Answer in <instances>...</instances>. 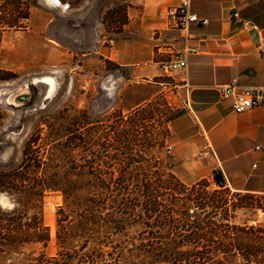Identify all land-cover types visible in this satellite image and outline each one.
Masks as SVG:
<instances>
[{"label":"rangeland","instance_id":"374dc122","mask_svg":"<svg viewBox=\"0 0 264 264\" xmlns=\"http://www.w3.org/2000/svg\"><path fill=\"white\" fill-rule=\"evenodd\" d=\"M82 1L85 4L79 8L80 3L64 0H0V172L10 173L21 165L25 144L31 140L38 142L32 151L34 156L71 161L78 177L85 173L118 176L122 168L109 165L110 161L125 158L135 161L130 172L139 176L142 159L159 157L172 169L173 158L167 151L173 147L170 121L183 111L186 98L180 78L164 75L152 63L144 67L152 73L135 74L131 68L95 55V51H106L119 39H132L123 32L126 6L113 2L105 10L104 0ZM163 56L161 61H165ZM44 78L51 80V86L40 82ZM140 108L146 111L144 120L128 125L139 118L135 111ZM50 129L70 131L49 141ZM116 129L128 130L127 143L119 140ZM69 141L74 142L72 150L65 147ZM147 142L149 146L145 147ZM61 167L64 172L66 167ZM203 180L208 181L209 192L218 190L214 179ZM135 189L132 187L130 194ZM234 193L230 194L234 203L252 207L238 210L232 222L264 225V196ZM61 205L60 193H48L43 198L42 220L51 236L44 252L49 256L57 253L56 211ZM13 207L10 196L0 193V214ZM120 212L112 205L95 210L103 218L124 221ZM67 213L82 217L87 211L79 207ZM139 231L129 225L123 234L112 231L100 235L118 246L142 239ZM41 251L42 247L35 244L0 246V264H25Z\"/></svg>","mask_w":264,"mask_h":264},{"label":"trees","instance_id":"16d2710c","mask_svg":"<svg viewBox=\"0 0 264 264\" xmlns=\"http://www.w3.org/2000/svg\"><path fill=\"white\" fill-rule=\"evenodd\" d=\"M143 110L135 111L139 118L128 125L143 121ZM129 122L124 123L125 128ZM68 131L50 129L48 139L56 141ZM116 131L119 140L127 143L128 130ZM37 145L36 140L28 141L21 165L10 173L0 172V193L14 202L10 212L0 214V246L35 244L43 249L25 264H264V225L232 222L238 210L252 206L234 203V195L218 173L213 177L218 190L212 192L207 189V180L182 184L159 157L139 162L142 176L130 172L135 161L125 158L110 161L109 165L122 168L118 176L85 173L78 177L71 161L34 156ZM65 147L72 150L74 142ZM61 164L66 167L64 172ZM132 187L136 192L130 194ZM48 193L62 196L56 211L55 256L44 252L51 242L50 230L42 220L43 198ZM108 205L120 209L126 224L95 213ZM79 207L87 214L71 217L67 213ZM129 225L140 228L142 239L117 246L100 235L112 231L123 234Z\"/></svg>","mask_w":264,"mask_h":264},{"label":"crops","instance_id":"0c3cea01","mask_svg":"<svg viewBox=\"0 0 264 264\" xmlns=\"http://www.w3.org/2000/svg\"><path fill=\"white\" fill-rule=\"evenodd\" d=\"M180 1L104 0L105 10L113 2L126 6L123 32L132 39L94 54L147 76L153 70L145 65L159 66L162 55L167 61L177 51L194 50L184 72L173 76L186 98L170 121L171 172L189 185L218 173L232 192L264 196V106L236 115L232 100L218 93L231 84L264 88V0H190V13L207 24L178 30L167 12Z\"/></svg>","mask_w":264,"mask_h":264},{"label":"built area","instance_id":"2783aa9c","mask_svg":"<svg viewBox=\"0 0 264 264\" xmlns=\"http://www.w3.org/2000/svg\"><path fill=\"white\" fill-rule=\"evenodd\" d=\"M189 6L190 0H181L179 5L169 8L167 12L168 19L178 30H185L191 24H207L206 20H200L196 15L190 13ZM193 52L192 49L175 52L172 58L159 64L161 72L170 78L174 74L184 72L187 66V57ZM218 93L222 98L232 100V111L236 115L264 106V88H240L231 84L220 86ZM167 151L170 153L171 148H167Z\"/></svg>","mask_w":264,"mask_h":264},{"label":"bare ground","instance_id":"6f19581e","mask_svg":"<svg viewBox=\"0 0 264 264\" xmlns=\"http://www.w3.org/2000/svg\"><path fill=\"white\" fill-rule=\"evenodd\" d=\"M40 82H42V83H46V84H48V85H50L51 86V84H52V82H51V80H49V79H47V78H44V79H42V80H40ZM48 87V86H47ZM53 91V90H52ZM54 91H55V89H54ZM53 93V92H52ZM51 93V94H52Z\"/></svg>","mask_w":264,"mask_h":264}]
</instances>
